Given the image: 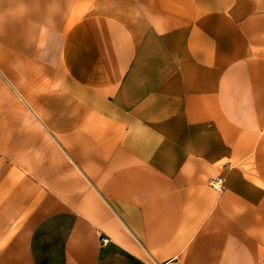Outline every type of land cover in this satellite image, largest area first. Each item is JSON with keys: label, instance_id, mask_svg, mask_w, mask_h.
Segmentation results:
<instances>
[{"label": "crops", "instance_id": "crops-1", "mask_svg": "<svg viewBox=\"0 0 264 264\" xmlns=\"http://www.w3.org/2000/svg\"><path fill=\"white\" fill-rule=\"evenodd\" d=\"M0 264H264V0H0Z\"/></svg>", "mask_w": 264, "mask_h": 264}, {"label": "built area", "instance_id": "built-area-1", "mask_svg": "<svg viewBox=\"0 0 264 264\" xmlns=\"http://www.w3.org/2000/svg\"><path fill=\"white\" fill-rule=\"evenodd\" d=\"M210 184L212 185V187H214L217 190H221L223 188L224 185V178L222 176H216V177H212L210 179ZM102 241L104 243L109 241V238L106 236H102Z\"/></svg>", "mask_w": 264, "mask_h": 264}]
</instances>
